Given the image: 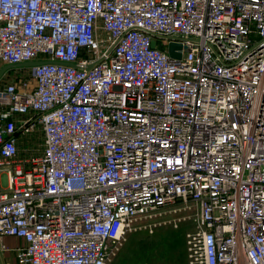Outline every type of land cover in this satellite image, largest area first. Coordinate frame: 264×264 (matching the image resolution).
<instances>
[{
    "label": "built area",
    "instance_id": "1",
    "mask_svg": "<svg viewBox=\"0 0 264 264\" xmlns=\"http://www.w3.org/2000/svg\"><path fill=\"white\" fill-rule=\"evenodd\" d=\"M24 63L0 80V252L110 264L181 203L186 264H264V0H0V65Z\"/></svg>",
    "mask_w": 264,
    "mask_h": 264
},
{
    "label": "rangeland",
    "instance_id": "2",
    "mask_svg": "<svg viewBox=\"0 0 264 264\" xmlns=\"http://www.w3.org/2000/svg\"><path fill=\"white\" fill-rule=\"evenodd\" d=\"M196 214L194 204L160 209L152 220L143 221L145 228L127 236L110 264H186V236L195 231Z\"/></svg>",
    "mask_w": 264,
    "mask_h": 264
},
{
    "label": "crops",
    "instance_id": "3",
    "mask_svg": "<svg viewBox=\"0 0 264 264\" xmlns=\"http://www.w3.org/2000/svg\"><path fill=\"white\" fill-rule=\"evenodd\" d=\"M1 244L4 246V251L0 252L2 264H18L16 253L14 250L24 246V242L17 237H3Z\"/></svg>",
    "mask_w": 264,
    "mask_h": 264
},
{
    "label": "water",
    "instance_id": "4",
    "mask_svg": "<svg viewBox=\"0 0 264 264\" xmlns=\"http://www.w3.org/2000/svg\"><path fill=\"white\" fill-rule=\"evenodd\" d=\"M155 42H152L151 47H154ZM175 49H180V46L174 43H171L168 46V51H169V56L175 59H179L181 57L180 53H176L174 50ZM40 63V62H39ZM39 63H24L23 65H6L2 68H0V80L3 78V76L7 73L9 70L13 69H19L23 67H30V66H37Z\"/></svg>",
    "mask_w": 264,
    "mask_h": 264
}]
</instances>
